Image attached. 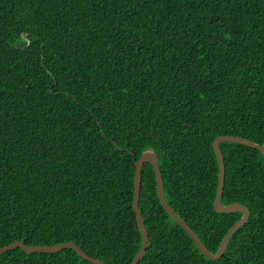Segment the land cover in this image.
I'll return each mask as SVG.
<instances>
[{
	"label": "trees",
	"instance_id": "16d2710c",
	"mask_svg": "<svg viewBox=\"0 0 264 264\" xmlns=\"http://www.w3.org/2000/svg\"><path fill=\"white\" fill-rule=\"evenodd\" d=\"M222 135L264 143V0H0V248L131 264L135 159L155 149L167 202L216 252L242 216L214 206ZM220 147L222 201L250 210L225 255L164 209L146 162L138 264H264V154ZM0 264L94 263L16 247Z\"/></svg>",
	"mask_w": 264,
	"mask_h": 264
},
{
	"label": "water",
	"instance_id": "95a60500",
	"mask_svg": "<svg viewBox=\"0 0 264 264\" xmlns=\"http://www.w3.org/2000/svg\"><path fill=\"white\" fill-rule=\"evenodd\" d=\"M222 142L240 143V144L249 146L251 148L258 149L261 153L264 154V143L260 144V143H257L251 139H248L242 136L222 135V136H218L214 140V150H215L218 163H219V181H218L216 198L214 202L215 209L216 211L221 212V213H235V212L242 213L241 218L236 223H234V225L229 229V231L223 238L218 250L216 252H212L203 243V241L198 236V234L193 230V228L181 216H179V214L167 202L165 193H164L163 177H162V173L159 167L158 154L155 149H148V150H145L141 154L139 159H135L136 174H135V190H134L133 209L137 215L136 216L137 223H138V227L141 232V235H142V247L140 251L137 253V255L134 257L131 264H138L140 262V260L146 254L148 242H149V233L146 228L143 216L140 211V206H139L141 181H142V166L146 162H150L154 167V170L156 173L157 192H158L159 199L164 209L173 217L174 220H176L188 232V234L192 237L195 244L197 245L198 249L206 257L212 260H216V259H220L221 257L225 255V251L227 249V246L233 234L248 221L250 217V210L246 205L240 202L224 204L222 201V196H223V191H224V186H225V179H226L225 160H224L222 149L220 147V144ZM130 151L133 152V154H135L133 150H130ZM16 247H21L26 252H46V253L58 252L65 248H73L82 256V258L89 260L93 262L94 264H106L103 260L86 253L80 245H78L77 243L73 241H67V242H62V243L52 244V245H28L23 241H15L7 246L1 247L0 253L8 251Z\"/></svg>",
	"mask_w": 264,
	"mask_h": 264
}]
</instances>
